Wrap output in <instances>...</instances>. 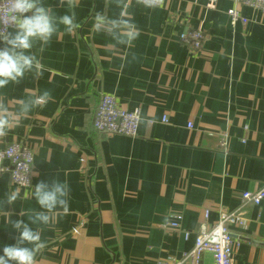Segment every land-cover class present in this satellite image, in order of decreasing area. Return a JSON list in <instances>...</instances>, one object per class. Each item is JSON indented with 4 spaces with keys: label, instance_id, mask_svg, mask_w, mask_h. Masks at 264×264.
Instances as JSON below:
<instances>
[{
    "label": "crops",
    "instance_id": "0c3cea01",
    "mask_svg": "<svg viewBox=\"0 0 264 264\" xmlns=\"http://www.w3.org/2000/svg\"><path fill=\"white\" fill-rule=\"evenodd\" d=\"M45 2L58 15L68 11V0ZM73 2L78 27L67 33L60 26L38 53L42 75L26 74L0 91L13 113L41 90L53 97L0 136L1 147L16 141L34 153L32 186L2 173L0 202L38 181L70 188L69 213L34 226L46 242L35 264H165L189 251L223 211L248 218L232 228L233 264H264V200L242 197L264 184V11L236 0ZM123 3L140 31L130 46L92 28L97 11L114 17ZM232 9L246 20L234 21ZM191 29L205 33L199 51L180 40ZM105 93L127 110L141 108L136 136L93 128ZM29 208L39 210L31 196L0 203V245L17 236L8 211L26 220ZM179 214L178 227H162ZM203 264H213L209 252Z\"/></svg>",
    "mask_w": 264,
    "mask_h": 264
},
{
    "label": "clouds",
    "instance_id": "9594fccd",
    "mask_svg": "<svg viewBox=\"0 0 264 264\" xmlns=\"http://www.w3.org/2000/svg\"><path fill=\"white\" fill-rule=\"evenodd\" d=\"M146 7H153L151 0H143ZM6 5V6H3ZM0 23H6L9 29L0 32V91L21 81L26 74L42 75L45 65L38 53L57 34L60 26L67 33H72L78 24L76 22L75 3L68 0L64 14L58 15L45 0H0ZM119 14L106 17L97 11L92 20L94 32H103L117 44L130 46L139 36L138 27L130 20L127 3L118 5ZM6 18V19H5ZM36 51H33V49ZM50 90L44 89L38 95L21 99L18 110L13 113L7 105L0 102V136L10 129L19 126L20 118L27 116L33 109L43 107L52 99ZM70 188L66 181L52 179L38 181L34 187L21 193L19 187L13 188L5 195L8 206L18 199L31 196L39 210L26 209L22 215L26 220L11 219L8 211L5 221L17 233L15 242L0 245V264H35V258L45 247L38 227L55 223L59 216L69 213ZM20 214V213H19Z\"/></svg>",
    "mask_w": 264,
    "mask_h": 264
},
{
    "label": "built area",
    "instance_id": "2783aa9c",
    "mask_svg": "<svg viewBox=\"0 0 264 264\" xmlns=\"http://www.w3.org/2000/svg\"><path fill=\"white\" fill-rule=\"evenodd\" d=\"M143 1V0H140ZM163 0H151L154 5ZM243 5L264 11V0H236ZM6 6V5H3ZM2 7V6H0ZM235 21L241 17L237 9L229 11ZM6 19V18H5ZM9 26L0 23V32H6ZM205 33L201 29H191L182 32L180 40L192 51H199L202 47ZM166 119H164L165 121ZM141 121V108L127 110L119 105L113 94L105 93L95 109L93 116V128L104 134H116L124 136H136ZM191 126V125H190ZM222 144L226 141L224 137ZM34 168V153L27 145L13 142L5 147L0 146V175L8 173L11 181L21 187L32 186V172ZM244 200L255 205H260L264 200V184L255 191H245L242 194ZM208 211L206 212V215ZM182 215H174L168 223L162 227H178ZM248 218L240 211H223L218 223L211 227H202L196 234L193 247L180 259H169L165 264H203V256L209 252L213 258V264H233L234 244L236 242L232 228L244 227ZM188 233H186V236Z\"/></svg>",
    "mask_w": 264,
    "mask_h": 264
},
{
    "label": "water",
    "instance_id": "95a60500",
    "mask_svg": "<svg viewBox=\"0 0 264 264\" xmlns=\"http://www.w3.org/2000/svg\"><path fill=\"white\" fill-rule=\"evenodd\" d=\"M233 236H235V235H233Z\"/></svg>",
    "mask_w": 264,
    "mask_h": 264
}]
</instances>
